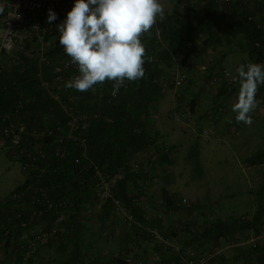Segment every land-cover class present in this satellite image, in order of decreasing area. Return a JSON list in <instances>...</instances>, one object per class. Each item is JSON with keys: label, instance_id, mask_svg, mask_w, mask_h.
<instances>
[{"label": "built area", "instance_id": "1", "mask_svg": "<svg viewBox=\"0 0 264 264\" xmlns=\"http://www.w3.org/2000/svg\"><path fill=\"white\" fill-rule=\"evenodd\" d=\"M178 1V0H173ZM260 0H186L181 3V8L186 10L189 4L194 9L205 8L210 4L230 5L237 4L252 11L254 5ZM164 10L169 8L171 0H161ZM75 0H0L4 6L0 13V73L13 72L25 67L27 60H34L39 66L37 73L40 78V86L62 105L69 119L63 128L59 129L50 124L48 120L41 122L33 117L30 121H24L21 117V109L24 104L19 102L11 112H0V135L10 143V151L18 157L24 184L5 195L0 196V209L5 205L13 208L10 213L2 217L0 230L22 225L21 231L12 238L15 242V256L19 257L18 263L30 264L35 258L40 246L53 243L58 239L69 221L71 212L70 201L66 199L56 200L51 196L50 187L42 184L41 178L46 173L49 163L41 165L50 155L64 157L69 152L67 143L75 142L83 148V152L75 157V163L79 165L80 172H86L91 178L92 203L101 211L108 207L111 210V227L104 229L106 238L113 236V230H118L124 224L133 235L132 248L129 249L124 264H136V252H143L144 248L154 242L164 248L170 254L178 251L177 247L165 235V233L152 223L153 208L145 201V197L154 190H160L163 183L162 175L154 169L155 156L158 148L163 153L171 154L168 147L159 144V139L153 135L146 147L137 152L129 161L130 169L135 172L136 184L131 187L130 197L132 204L139 207L142 218H139L134 209L128 206L121 198L116 196V187L126 174L125 167L118 166L115 169H107L98 166L89 159V143L86 132L93 119L102 117L101 106L106 102L118 101L120 93L116 96L108 94L104 100L107 87L111 82H105L95 88L102 95L95 98L98 107L93 108L92 101L78 103L80 108L70 110L67 100L63 95H71L75 89L67 88L66 82L78 74V68L71 63V58L66 54L62 57H54L50 52L59 44L58 25L67 17ZM250 8V9H249ZM56 13V19L48 23L49 10ZM249 20L255 21L253 14H249ZM164 18L158 19L156 32L161 37V28L158 25ZM258 25V24H257ZM258 27H261L258 25ZM206 37L204 32H199L193 38L184 41L178 48L173 61L176 67L186 60L197 49L198 44ZM257 45L259 43L257 42ZM64 53V52H63ZM186 72H179L173 80L175 88H181L187 79ZM166 86V84H164ZM164 86V88H165ZM130 87L129 82L123 86L124 90ZM108 90H112L109 88ZM79 92V91H76ZM126 92V91H124ZM92 106V107H91ZM53 110V108L51 107ZM153 115L150 114L149 118ZM107 119L109 117L107 116ZM136 133L141 132V127H135ZM42 139H49V143H42ZM86 159V160H84ZM168 205L162 201V206ZM28 210V212L26 211ZM31 213L29 217L26 214ZM153 213V214H152ZM162 216L161 212L158 214ZM116 218V219H115ZM244 220L246 217H242ZM115 219V220H114ZM186 219H191L187 217ZM189 222L183 220L181 228H185ZM252 246L256 249L260 242H264V230L258 231L252 238ZM145 248V249H146ZM180 252V251H179ZM215 254L201 252L181 251L178 256V264H209ZM7 264H15L16 258H11ZM154 264H161L156 261Z\"/></svg>", "mask_w": 264, "mask_h": 264}, {"label": "crops", "instance_id": "2", "mask_svg": "<svg viewBox=\"0 0 264 264\" xmlns=\"http://www.w3.org/2000/svg\"><path fill=\"white\" fill-rule=\"evenodd\" d=\"M185 1L186 0H183V2ZM183 2L176 4L179 11H181L180 4ZM215 6L216 4H214L212 8H216ZM233 6L238 5L230 4L229 8H231V12L228 10L223 11L229 18L233 15ZM218 7L222 9L225 6L220 5ZM250 7L252 8L253 5ZM189 8H192L194 11H198L200 9H194L188 4L186 9L188 10ZM253 12L256 23L264 28V0H260L259 3L254 5ZM171 13L174 12L171 11L167 15H171ZM175 13L177 18L182 15L180 12ZM221 26L222 28H220L219 33L216 34L217 37L213 39L208 46H203L202 44L200 49L192 52L185 60L186 64L184 67L190 75H192L190 84L188 83V87L190 86L191 90L181 92L184 99L188 100L191 112L196 114V126L199 127L195 134V140L197 142L201 141L200 139L207 137L206 139L213 141L214 143H220L223 145L226 142L229 144L232 143L234 144L232 152H239L243 158L250 159L257 154L264 153V90L261 94L258 90L256 99L259 101V105L251 114L252 123L250 125L237 123L235 121V113L231 111L232 104L236 102L239 92L238 75L235 69L241 63H264V58L263 56L261 57L260 55L251 53L246 47L240 46L244 40L243 35H240L239 40H234L232 38L234 37L233 34L236 31L233 21L231 24H227L226 22L222 23ZM222 32H226V36H222ZM196 54H198V58L200 60L205 56L206 59L209 57L215 58L213 59L211 65L207 66V70H202L203 63L198 65L191 63V60H196ZM217 71H220L218 76H220L221 72L229 71L231 72V77H221L220 87H218L217 90H213V88L211 90V88L209 89L207 87V75L211 76ZM194 76L199 79L194 80ZM46 100L47 102L49 100V103L51 102L50 97ZM192 105L193 109L191 107ZM45 106L46 103H44L42 107H38V112L44 118L47 114V107ZM226 117H231V123L226 121ZM171 126L172 128L169 132L167 130H161V128L159 133L158 130L154 131V134H156L157 137L159 134L162 135L163 141L169 146L168 148L175 150V152L173 154H166L163 153L160 148H158L155 152L156 156L154 160L156 158L159 160L156 165L157 170L163 176L164 185H162L160 190L150 192V194L145 197V201L153 208L154 214L152 213V223L162 230L165 235H167L171 242L177 247L178 251L170 254L164 250L162 246L157 244L152 248H146L144 250L145 252H136V264H151L149 258L152 256H158L161 264H178V256L181 251H201L203 253L215 254L209 264H264V257L261 253V249L264 247V242H260V247L258 248L259 250H256L252 246L251 241L254 234L264 228V184H260L261 188L257 191L262 194V197H259L258 200H256V198L254 199L253 196H251L249 200L247 198V202L250 201L245 207L247 210L240 215L242 216L248 214V218H246L247 220L245 219L246 222H237L240 217L233 216V204H229V202L221 204V197L215 198L213 193L210 194V192H207V194L204 195L199 192L201 190L194 193V187L187 185V183L181 184L174 181L175 177L181 175L179 171L176 173L178 169L176 167V163H178L177 151H179L180 147L176 145V135H172L174 127L176 126L172 123ZM209 129H211V133L206 136L205 132ZM248 146L251 150L248 149ZM0 147H2L3 150H6L8 155L13 156V153H9L12 150L10 143L1 135ZM197 147L195 148L197 150L195 151V155L198 157L200 153H198L199 149ZM222 155L223 154L220 156ZM213 156L217 157L215 155ZM234 157L236 158V156H233V158ZM226 158L228 157L226 156ZM194 166V168H198V164L195 163ZM12 180L16 181V185L6 190L0 187V196L5 195L11 190L24 184L25 178L21 168L20 172L15 173L12 171L9 183ZM1 184L2 182L0 183V186ZM209 187L210 186H206V191L215 190L214 188ZM244 189L246 192L252 190L251 188L248 190L247 186H245ZM204 190L205 188L202 192H206ZM162 201H167L168 205L163 207ZM84 205L85 202L82 204L81 210L77 216L75 215L78 218V223L77 221L69 222L64 229V234H62L64 236L71 235L74 226L73 224H81L80 227L82 228V236H80V239L87 240L90 245L87 248L82 247L80 253L81 255L87 254L86 256H91V258L89 260L85 259V261L80 260L79 262H74L72 260L71 263L124 264V258L127 255V251L132 248L133 235L131 232L124 224H121L120 229H118L115 233L112 242H109L108 245H103V243L98 242L97 239L101 233L98 231L96 223L103 222L102 220H104V214L103 216L95 214V217L92 218V213L89 215L85 209L86 206L84 207ZM225 207L227 210H225ZM12 209L11 205H5L4 208H1V211L2 214L10 213ZM26 211L28 212V210ZM160 212L162 216L158 215ZM29 214L31 215V213ZM29 214L27 213V215ZM187 217H190L191 219H186ZM183 220L189 222L184 229L180 227ZM218 221H224V225L228 226V229L225 231V235H221L219 238L214 227L215 222ZM112 225H114V223H112ZM99 226H101V224H99ZM52 244L54 245L55 243ZM69 246V241H65L64 245L60 247L58 245L56 247H48L45 245L41 246L37 253V263L49 264L56 261L55 264H59L61 261L65 262L66 256L68 257V253L71 251V249L68 248ZM86 249H90V251H87ZM88 253L91 255H88ZM0 254H3L6 258L7 253L4 251V248L1 247V244ZM62 258H64V261ZM2 263H5V260L2 261ZM15 264H18V262H15Z\"/></svg>", "mask_w": 264, "mask_h": 264}, {"label": "trees", "instance_id": "3", "mask_svg": "<svg viewBox=\"0 0 264 264\" xmlns=\"http://www.w3.org/2000/svg\"><path fill=\"white\" fill-rule=\"evenodd\" d=\"M180 2H183V0H178L177 3L179 4ZM213 5L210 4L198 11H194L192 8L186 9V11L183 10L179 18L176 17L175 12L171 13V15L164 16V21L158 24L161 28L160 38L157 36L156 25L150 29V34L142 35L141 41L146 46L145 55L153 58L151 62H146L144 65L146 69L145 78L137 82H129L130 87L128 90H124L121 87L119 90L120 99L117 102L104 103L101 106L103 110L102 117L93 119L86 132L90 160H93L98 166L103 168L115 169L118 166H122L127 170L116 187V196L121 198L128 206L132 207L139 218H142V212L139 207L132 204L129 194L131 187L136 184V174L130 169L129 161L137 152L143 150L151 141L153 135H155L153 130L149 128V122L151 120L149 116L153 111V105L157 98L156 92H152L151 89L155 88L156 91H161L158 83L160 81L163 82L167 78V75L164 76V68L172 64L173 55L176 54L179 46L187 39L193 38L199 32L206 34L205 39L201 41V45L208 46L217 37L216 34L222 28V23L226 22L227 24H231L233 21L236 31L232 38L239 40L240 35H243L244 40L240 46L246 47L251 53L260 55L261 57L263 56L264 58V28L258 27L256 21L248 19L249 14L254 15V12L239 5L233 6V15L229 18L223 12L225 10L231 12L229 5H222L225 6L222 9L218 7L220 5L212 8ZM257 42L259 45H257ZM63 52V48L58 44L50 54L54 57H62L65 54ZM38 72L39 66L36 61L27 60L25 67L21 69L19 68L13 72L0 73V112H11L19 102H22L24 106L21 109V117L23 116L22 119L24 121H30L29 118L31 119L33 117L38 118L41 122L47 119L48 121L50 120V124L61 129L69 119V116L65 113L60 102L50 94H46L47 91L40 86ZM107 88H113L112 83ZM108 89L106 90L107 94L103 96L104 100L108 98V94H111L112 90ZM263 90L264 85H260L259 93L261 94ZM94 93L87 94L86 92L80 93L75 91L71 95H63V98L67 100V105L70 110H73V107L76 109L80 108L78 103L90 102L91 100H93L92 104L94 106L96 104L94 102L95 98L102 96L100 93ZM49 97L51 100L50 103L49 100L48 102L46 100ZM44 103H46L45 107H47L45 118L38 112V107H42ZM97 107L98 104L93 108L96 109ZM191 107L193 109V105ZM107 116L110 120L107 119ZM135 127H141V132L136 133L134 131ZM45 141L47 144L50 142L49 139L41 140L42 143H45ZM67 145L69 149L67 155L64 157L50 155L48 159L43 161L41 165L48 162L49 166L40 181L42 184L48 185L51 188L50 193L54 199L60 200L67 198L70 201L72 205V207H69L71 212L69 213V221L63 227L64 229L69 222L77 221L78 223L76 216L80 212L82 204L89 199L92 201L93 195L90 176L86 172L81 173L79 165L74 160L76 156L83 152V148L77 146L75 142H69ZM250 161L254 163L264 162V153L251 157ZM4 214H2L0 209V224L3 221L2 217ZM29 216L30 214L27 215V217ZM243 222L246 221L243 219ZM224 223V221L215 222L214 227L217 231L218 238L221 235H225V231L228 229V226L224 225ZM73 225L71 235L64 236L63 230V234L61 233L58 239L53 242L55 243L54 245L52 243L45 245L48 247H56L58 245L60 247L64 245L65 241H69V249H71L68 253L69 256H66L65 262L61 261L59 264H72V260L74 262L88 260L87 254H83V256L80 253L82 249V240L80 239V236H82L81 224L76 225L74 223ZM21 227L22 225L18 223L14 229L9 227L8 229L0 230V244L7 253L6 257H14L17 259L16 262L20 258L13 253L15 242L12 237L21 231ZM258 248L256 250H259ZM261 253L264 257V247L261 249ZM135 258H137L136 253ZM37 260L38 257L36 254L30 264H39ZM62 260L64 261V258ZM55 262L49 264H55Z\"/></svg>", "mask_w": 264, "mask_h": 264}, {"label": "clouds", "instance_id": "4", "mask_svg": "<svg viewBox=\"0 0 264 264\" xmlns=\"http://www.w3.org/2000/svg\"><path fill=\"white\" fill-rule=\"evenodd\" d=\"M4 6L0 5V13ZM165 15L161 0H75L67 17L58 25L59 44L78 74L66 82V87L79 92L95 90L105 82L113 85L116 96L126 82L145 78L146 62L141 37ZM56 19L49 10L48 23ZM239 92L231 111L235 121L250 125L257 109L259 86L264 85V63H241L235 69ZM231 123V117L225 118Z\"/></svg>", "mask_w": 264, "mask_h": 264}, {"label": "rangeland", "instance_id": "5", "mask_svg": "<svg viewBox=\"0 0 264 264\" xmlns=\"http://www.w3.org/2000/svg\"><path fill=\"white\" fill-rule=\"evenodd\" d=\"M183 10L184 9H181V11H179L178 7L176 6V1L171 0L169 8L165 10L166 15L164 16H168L167 14L171 11L182 13ZM223 35L226 36V32H222V36ZM200 46H201V42L198 44L197 49H200L201 48ZM214 58L209 57L208 59H206V56H205L204 58L200 60L198 58V54H196L195 56L196 60L194 61L191 60V63L196 64V65L203 63L202 70H207V66L211 65ZM171 63L172 64H170L169 66L167 65L164 68L165 70L164 76L167 75L166 76L167 78H165L163 82L160 81L158 83V85L161 88L160 89L161 91H156L155 88H152V89L150 88L152 92H156L155 94L157 98L153 105V111L151 113L153 117L151 118L149 122V126H150L149 128L153 130V133L155 130H158V133H159L160 128L161 130H164V131L167 130L169 132L172 128L171 123L174 124L176 126L174 127V130L176 131L173 130L172 135L174 136L176 135L175 137V140L177 141L176 145L180 147L179 151H177L178 163H176V167L178 169L176 173L178 171L181 173L180 176H177L174 178L175 179L174 181L181 183V184L187 183V185L194 187V189L196 190V191L193 190L194 193H196L199 190H201L199 192L204 195H206L207 192H210V194L213 193V196H215V198L221 197L220 198L221 204L224 202H229V204H233V216L234 217L239 216L240 218H238L237 222H243V218H242L243 216L248 218L247 216L248 214L240 216L242 213H244V211L247 210L245 207L250 202V201L247 202V198L249 200V198L253 196L254 199L256 198V200H258L259 197H262V194H260L257 191L260 190L261 185L264 184V162L254 163V162H251L250 159L243 158L241 153L232 152L233 147H234V144L232 143L229 144L226 142L224 145L220 143H214L213 141H209L208 139H206L207 137H204V139H200L201 141L199 142L195 140V134L199 129V127L196 126V121H195L196 114L191 112L190 106L188 105L189 102L188 100L184 99V96L181 92L185 90H191L190 86L188 87V83L190 84L192 75H190V73L184 67L186 64L185 60L180 63L179 67H176L174 61H172ZM179 72H186L188 77L184 85L181 88L177 89L173 85V80L175 79V77L177 76ZM219 72L220 71H217L216 73H213L211 76L207 75L208 77L207 87L209 89L211 88L212 90L213 88V90H217L218 87H220L221 77H225V78L231 77V72L229 71L221 72L220 76H218ZM198 79L199 78L194 76V80H198ZM164 84H166V86ZM85 92L87 94H91L94 92L99 93V90H94V91L89 90ZM85 92H80V93H85ZM205 133H206L205 134L206 136L210 135L211 129L207 130V132ZM159 136H158V138L160 139L159 144H161L164 147L166 146L169 147L167 143L163 141V136L160 134ZM196 147L199 149L198 152L200 153L198 157L195 155ZM169 149H170V153L173 154L175 152V150L171 148ZM248 149L251 150L249 146H248ZM221 154L225 156L223 155L220 156ZM213 155L217 157H214ZM226 156L228 158H226ZM233 156H236V158L235 157L233 158ZM157 161L159 160L156 158L155 163H154V169L156 170H157V165H156ZM195 163L198 164V168H194ZM20 168H21V164H20L18 157H16L15 155L13 156L8 155L6 150H3L2 147H0V183L2 182L0 187L2 189L6 190L16 185L15 180L14 181L12 180L10 184L9 178L12 174V171L15 173L20 172ZM163 183H164V179H163ZM206 186H210L214 188L215 190L206 191L207 189ZM245 186L248 187V190L250 188L252 190L246 192V190L244 189ZM204 188H205L204 191L206 192H202ZM229 204H226V205H229ZM84 207L89 215L90 213H92V216H93L92 218L95 217V214L98 216H103L104 214L103 216L104 220H102L103 222L96 223L97 229L101 233V235H99L97 239H98V242L100 243L102 242L103 245L104 244L108 245L109 242H112V239L115 233L117 232V230L112 229L113 236L111 238H106L103 234L104 229L107 227L109 228L112 225L111 218L113 217L111 214V210L109 208H104L100 211L92 203L90 199L85 201ZM226 207H225V210H227L228 208ZM99 224H101V226H99ZM262 230H264V228H262ZM82 242H83V244L81 245L82 247L87 248L90 245L89 242L85 239H83ZM155 245L157 244H154V242H151V244L147 246V249L152 248ZM86 250L90 251V249H86ZM186 252H190V251H186ZM197 252H201V251H197ZM89 254L90 253H88V255ZM93 257H94V253H93ZM87 258L89 260L91 256H88ZM3 259L5 260V262H11V263L13 262L11 258L9 257L5 258L3 254H0V264H3L2 263V261H4ZM149 259H150L149 261L151 264H154L156 261H160L158 256H155V257L152 256ZM18 264H21V263H18Z\"/></svg>", "mask_w": 264, "mask_h": 264}]
</instances>
